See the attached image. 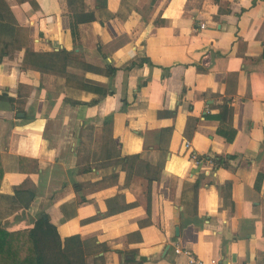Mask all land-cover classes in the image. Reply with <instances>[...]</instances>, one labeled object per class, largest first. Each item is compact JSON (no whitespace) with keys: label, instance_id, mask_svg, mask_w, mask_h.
<instances>
[{"label":"crops","instance_id":"0c3cea01","mask_svg":"<svg viewBox=\"0 0 264 264\" xmlns=\"http://www.w3.org/2000/svg\"><path fill=\"white\" fill-rule=\"evenodd\" d=\"M97 1L0 0L29 51H72L71 80L108 93L89 104L96 94L22 67L23 50L1 60L0 230L45 215L60 240L105 247L86 264H186L175 248L264 264V0ZM80 12L94 20L73 43Z\"/></svg>","mask_w":264,"mask_h":264},{"label":"trees","instance_id":"16d2710c","mask_svg":"<svg viewBox=\"0 0 264 264\" xmlns=\"http://www.w3.org/2000/svg\"><path fill=\"white\" fill-rule=\"evenodd\" d=\"M101 1V7L105 0ZM154 0H152L153 2ZM94 20L92 14L89 13H71L68 15V28L71 41L74 43L77 40V27L80 24H87ZM156 25L162 22H155ZM27 30L19 27L13 19L9 9L5 4H0V62L3 58L11 55L13 50H23L21 58L22 67L38 72L39 74H51L57 77H62L66 82L75 85L76 89L84 92L94 93L97 95V100L89 104H96L98 99L104 98L108 93L104 87L92 84L87 81H72L68 76V66L71 62H78L80 57L72 51L59 49L50 52H31L26 47ZM136 63L131 62L133 65ZM115 68L106 66L105 72L107 76L113 74ZM71 80V81H70ZM73 104H77L73 103ZM228 110L223 107L221 116ZM220 120V116L218 117ZM224 120V118H223ZM110 118H104L103 124H108ZM217 134L222 136L227 143L231 142L234 137V130L226 128L225 131L217 129ZM169 133V129L161 131L162 138ZM160 153L164 152L159 148ZM134 157H122L119 159L121 169H125V165L133 160ZM199 159V158H198ZM202 161H209L212 170L218 167L226 166V162L219 157L209 159L201 158ZM127 174V172H126ZM258 179V177H257ZM196 182L194 188H196ZM31 196L28 201L31 200ZM26 206V205H25ZM106 249L102 245L87 246L79 237L71 236L60 240L56 233L55 227L49 223L45 215H39L31 227L26 230L16 232H5L0 230V264H86V258L90 257L92 263L101 261L99 253L105 252ZM131 259L123 260L122 264H129Z\"/></svg>","mask_w":264,"mask_h":264},{"label":"built area","instance_id":"2783aa9c","mask_svg":"<svg viewBox=\"0 0 264 264\" xmlns=\"http://www.w3.org/2000/svg\"><path fill=\"white\" fill-rule=\"evenodd\" d=\"M184 148L187 150L189 148V144L187 142L184 143ZM189 159L193 162V164L195 166L200 165L201 163H203L204 161L198 159L194 154L190 153L189 154ZM206 163H209V161H205ZM210 164V163H209ZM174 253L178 254V253H182L187 257V262L186 264H204L202 261L200 260H196L193 257H191V255L189 253H187L186 251H181L180 249H174ZM231 264H237V263H231Z\"/></svg>","mask_w":264,"mask_h":264},{"label":"rangeland","instance_id":"374dc122","mask_svg":"<svg viewBox=\"0 0 264 264\" xmlns=\"http://www.w3.org/2000/svg\"><path fill=\"white\" fill-rule=\"evenodd\" d=\"M103 141H100V144L102 143V144H104L106 141H107V137L105 136V135H103ZM89 142H91V137H87V138H85V145L86 144H89Z\"/></svg>","mask_w":264,"mask_h":264}]
</instances>
